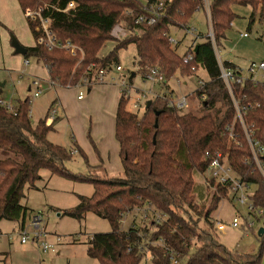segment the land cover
<instances>
[{
  "label": "trees",
  "instance_id": "obj_1",
  "mask_svg": "<svg viewBox=\"0 0 264 264\" xmlns=\"http://www.w3.org/2000/svg\"><path fill=\"white\" fill-rule=\"evenodd\" d=\"M18 1L26 14L41 12L59 42L75 47L76 54L64 49L49 51L40 44L27 48L24 58L41 61L54 85L71 89L84 85L85 79L92 82L101 69L118 65L119 51L133 44L136 48L134 63L144 80L150 69L159 68L167 88L176 73L190 77L194 74L193 68L195 72L202 69L209 80L204 87L197 88L196 96L210 110H216L218 105L224 109L203 117L182 113V109L170 106L175 97L169 92L151 101L145 115L140 117L127 108L130 98L121 90L115 115V139L124 171L121 177L113 178L90 172L72 174L67 170L66 164L76 154L83 157L88 168L92 167L73 136L72 149L49 141L48 135L55 129L54 122L46 124L50 111L44 120L33 124L29 99L19 103L17 115L0 106V154L3 157L0 159V222L26 225L28 209L22 203L26 199L25 192L38 190L36 184L42 181L44 169L72 182L94 186L92 196L79 197V205L65 214L83 220L91 212L110 223V233L94 235L87 244L88 257L101 264H142L146 260L149 264H172V256L179 264H261L264 234L257 254H241L219 242L211 215L229 198L230 186L221 185L213 192L201 180L208 170L206 154L222 151L239 179L251 187L258 186L251 199L255 209L264 210V177L253 165L243 127L235 120L233 103V99L239 102L247 129L253 130L264 147V87L249 81L233 84L232 99L221 79L222 66L216 56V49L237 16L234 6L252 9L250 28L258 16L259 22L264 23V0H210L215 42L207 37L197 44V53L190 48L184 56H180L170 42V27L186 30L194 15L203 10V0H164L163 11L152 26L135 25V20L147 15L158 0H147L146 4L139 0ZM70 4L75 8L68 9ZM27 21L34 36L36 23L28 16ZM122 23L131 31L119 42L112 32ZM108 42H116L115 50L99 58ZM191 54L193 59L185 64L183 60ZM223 67L236 76L241 72L227 62ZM2 95L0 87V99ZM234 123L236 138L231 140L225 130ZM135 212L144 218L152 213L162 214L165 221L162 225H149L144 219L138 225L136 218L124 229L125 216ZM262 218L264 215L254 216L257 221ZM201 220L203 227H200Z\"/></svg>",
  "mask_w": 264,
  "mask_h": 264
},
{
  "label": "rangeland",
  "instance_id": "obj_2",
  "mask_svg": "<svg viewBox=\"0 0 264 264\" xmlns=\"http://www.w3.org/2000/svg\"><path fill=\"white\" fill-rule=\"evenodd\" d=\"M139 2L146 4L147 0H139ZM203 9L207 14L210 12V10L205 9V5ZM233 11L237 16L231 28L228 29L226 38L221 40L216 49V56L221 66L226 62L232 63L246 77L253 63L264 61V23L259 22L260 18L258 16L256 22L249 28L252 9L234 6ZM206 13L198 12L190 21L189 28L196 29L194 34H189L188 31L182 28L170 27L171 38L179 42L177 46L173 47L176 48L180 56L186 55L196 40L195 36L200 34L205 38L209 36L212 30L211 17L209 18ZM120 26L127 33H129V30L131 31V28L125 26L124 23ZM28 35L32 36V33H28ZM244 35H247V37H244ZM33 37L35 39V36ZM113 38L121 42L119 38L115 36ZM115 46L116 42H108L100 51L99 58L110 55L115 50ZM12 48L11 46L6 47L4 56L1 52L2 59L6 61L8 67H3L2 71L0 70V85L6 83L2 95L4 100L7 103H10V101L17 102L18 100L25 102L27 95H29L26 90L27 85H29L28 81L33 78L31 75L37 77L42 81L45 92L40 98L32 100L33 103L30 109L33 112V124L44 120L50 107L60 97L66 111H68L69 119H66L61 112L60 119L54 122L55 129L49 133L48 139L55 145L58 144L72 149L73 141H71V138L73 136L76 140L77 137L80 140L84 154L89 160V164L93 166L88 168L83 157L76 154L73 155V160L66 164L67 170L78 175H86L90 172L101 176L107 174L113 178L121 177L123 169L119 154L116 152V139L114 138V120L117 111L116 93L121 91L120 82L95 86L90 92H88L89 88L87 86L80 89L71 88L70 90L51 88L48 71L41 61L38 63L35 59L30 58V66H24L18 72L14 70V68H19L20 63L22 64L25 58L16 55ZM118 57V65L124 69L127 75L136 73L133 82H131V97L127 108L143 117L147 110V103L153 101L154 98L149 94L151 84L142 78L134 63L136 48L133 44H130L127 48L119 51ZM20 73L26 75L22 86L16 82ZM110 76H118L115 69ZM208 80L209 76L202 69H199L190 77H183L179 73L173 76L167 86L175 92L174 96L176 98H188L189 108L182 110V113H193L197 117H203L208 114L214 115L216 110L222 109L223 111L224 108L220 105L216 110L206 108L196 96L198 83L201 81L206 83ZM108 81L110 82L109 78ZM158 91L156 87L152 93L157 94ZM79 92L83 95L84 100L82 101L78 99ZM146 93L148 97L144 98ZM137 103L139 109L134 108ZM98 146L102 155H104V162H102V157L98 155ZM0 159H3L1 154ZM98 163L102 168L97 167ZM41 176L42 181L36 184L38 190L28 189L25 192L26 199L22 202L28 209L25 226L30 233L34 217L40 215L42 217L40 228L47 234L45 240L49 245L55 247L56 252L49 251L44 254L39 251L36 244L32 243V240L27 244H22L21 224L2 221L0 222V264H101L99 261L88 257L87 244L94 235L110 233L112 231L110 223L91 212L86 214L83 220L74 219L65 214V212H69L79 205V197L89 198L92 196L94 186L91 183L72 182L65 177L52 175L51 172L44 169L41 171ZM257 188V185L252 186L251 194ZM152 216L153 214H150L148 223L153 219ZM236 217L240 218V228L227 227L224 231L218 230L217 224L229 225ZM135 219L139 225L143 223L144 217L136 212L128 214L125 223H123V228L128 229ZM211 220L214 221L217 238L224 247L241 254H257L260 252L261 237L258 236V232L264 229V218L260 221L254 219L255 227L248 230L246 222L253 221V219L245 207L233 203L232 194H229V198H225L219 204L211 215ZM203 225L204 222L201 220L200 227H203Z\"/></svg>",
  "mask_w": 264,
  "mask_h": 264
},
{
  "label": "built area",
  "instance_id": "obj_3",
  "mask_svg": "<svg viewBox=\"0 0 264 264\" xmlns=\"http://www.w3.org/2000/svg\"><path fill=\"white\" fill-rule=\"evenodd\" d=\"M157 5L155 7H152L151 10L148 12L147 15L137 17L135 20V25H144L147 24L148 26L155 25L159 19V16L164 8V0H158L156 1ZM203 3L205 5V8L207 11H209L210 8V0H203ZM75 8L74 4H70L68 9ZM209 15V13H208ZM27 16L32 19L36 25L34 27V36L36 40L37 45H44L49 51H54L55 49L59 50H71L73 54H76L75 47L72 46L70 43H61L57 40L56 36L52 34L51 31V25L48 20L44 18V16L41 14V12H38L37 14L34 13H28ZM211 15H209L210 17ZM211 21V18H210ZM185 31H188L189 34H194L196 31L194 28H187ZM187 32V33H188ZM113 36L119 38L120 40L124 39L127 36V31L121 26H117L114 28V31L112 32ZM244 37H247V35H244ZM209 40L214 44V31L211 30L209 36ZM170 42L173 46L177 44L175 40L172 38L170 39ZM195 49V48H193ZM193 59V54L189 55L187 58L183 60L185 64H189L191 60ZM24 65L29 66L30 60L25 59ZM116 70L118 77L114 79V81L119 80L122 93L126 95V97L130 98L131 96V83L129 79V75L125 74L124 69L120 65H116L112 68H106L101 69L97 74H95V77L92 79L93 81L90 82V80L85 79L84 85H78L75 88L80 89L81 87H94L97 85H101V83H104L106 80L105 78L113 71ZM196 69L193 68V72H195ZM241 71V70H240ZM221 79L224 80L227 89L230 91V94L233 99L232 95V85L233 84H244L245 82H251L255 86L262 85L264 87V61L260 63H253L251 65V68L248 71V74L246 77H244L243 73L240 72L239 75H234V73L231 70H227L224 67L221 69ZM146 81L151 84H163L165 82V77H163V72L159 68L150 69L149 72L146 74ZM205 82L201 81L198 83V87H204ZM53 86H55L52 83ZM34 92L32 94V99H29V106L31 108V105L33 103V99H38L41 97V94L43 92V88L41 86V83L39 81H35L33 83ZM70 89V88H69ZM145 98V95H144ZM83 99V95L80 93L79 100ZM233 103L236 108V121H240L244 135H246V139L248 142L249 150H251L252 155V162L253 165L257 166V169L260 171V173L264 177V147L261 145V143L256 139L253 130L247 129L245 121L243 120V113L241 111L240 105L238 101H235L233 99ZM0 106L5 108L7 112H12L14 115H17V106L14 105L12 102L7 103L3 97L0 99ZM170 106L179 108V109H188V98H174L170 102ZM134 108L139 109L138 103L134 105ZM30 115L32 116V112L30 111ZM59 113L55 110H50L48 119L46 121L47 125H51L53 122L58 119ZM226 133L229 134L230 139L234 140L236 138L234 132H235V123L232 125L227 126ZM74 152L73 154H75ZM206 158L209 161L208 164V170L207 173L202 177L201 182L213 192H217L219 186L221 185H229L230 186V194L233 196V203L238 206H243L247 209V211L250 214V217H252L253 221L246 222V226L248 230H251L255 227V220L254 216H263L264 210L261 209H255L252 199H251V186L242 181L237 177V175L234 173L232 168L228 165V159L223 154L222 151H216V152H209L206 154ZM152 220L150 223H156L158 225H162L165 221V216L158 213H152ZM127 216H125L123 223H125V219ZM145 221L148 223V217L144 218ZM42 222V217L36 216L34 217L31 227L32 231L29 233L26 229V226H24L20 231L22 235L21 243L27 244L32 240V243L37 245V248H39L40 252H43L44 254L52 251L56 252L55 247L52 245H49L45 238L47 237L46 232L42 231L40 228V223ZM122 223V224H123ZM150 223H148L150 225ZM240 218L236 217L233 222L229 225H224L223 223L217 224L219 231L226 230L227 227L238 229L240 228ZM149 259V258H148ZM172 260V264H179L176 257L172 256L170 258ZM142 264H149V260H146V263L143 262Z\"/></svg>",
  "mask_w": 264,
  "mask_h": 264
},
{
  "label": "crops",
  "instance_id": "obj_4",
  "mask_svg": "<svg viewBox=\"0 0 264 264\" xmlns=\"http://www.w3.org/2000/svg\"><path fill=\"white\" fill-rule=\"evenodd\" d=\"M199 12H205L206 13V11L204 9L202 11H199ZM27 32L30 33V34L32 33V31L30 29L29 21H27V14L22 10V8H21V6L19 4V1L18 0H0V55H1V58H0V70L1 71H2L3 67H7L6 61L4 59H2V53H3V56H4L5 55L4 49H6V47H9V46L12 47L11 42H12V38L13 37L17 36L15 38H17V40L19 41V43L23 47L30 48V47H35L37 45L36 44V40L33 37V34H32V36H30V35H28ZM170 35H171V33H170ZM204 38H205V36H203L202 34L195 36L196 40L193 42L192 47H190V48H196L197 44L202 43V42L205 41L206 38L205 39ZM176 42L178 43V41H176ZM20 57L24 58L25 56L24 57L20 56ZM30 65H31V62H30ZM24 66L25 65H24V61H23L22 64L20 63L19 68H14V70H16L18 72V71L22 70L24 68ZM110 74L105 78L106 80L104 81V83H101V85H108V83L119 82V80L114 81V79H116L118 76L114 77L115 75L114 76H110ZM132 74H134V73H131L129 75V79H131ZM25 76L26 75L20 73L19 78L16 80V82L19 85L21 84V86H22L24 84L23 80H24ZM31 76L33 78L28 81L29 85H27V89H26L27 93L29 95H27V98L25 100L33 98L32 97V94L34 92L33 83L35 81H39L41 83V86H42V81L41 80H39L37 77L35 78V76H33V75H31ZM48 77H49V75H48ZM108 78L110 79V82L109 81L107 82ZM133 80H134V75H133ZM133 80L131 82H133ZM4 84H5V86L3 87V89L6 87V83H4ZM2 85L3 84L0 85L1 88H2ZM101 85H97V86H101ZM50 87L51 88H57L58 90L69 89V88H61L60 89V87L57 86V85L53 86L52 82H50ZM156 87L158 88L159 91L157 92V94L156 93H152L153 89H155ZM42 88H43V86H42ZM120 88H121V86H120ZM167 88H165L164 84H154V85L151 84V90H150L149 94L152 95L154 99H160V98H162V96L165 93H169V92L174 96L175 92H173V90H171L170 87L167 86ZM90 91H91V88H89L88 92H90ZM44 92H45V89L43 88V92H42L41 95H43ZM116 94H117L116 99H117V104H118L122 94H121V91H118V93H116ZM79 97H80V92H79L78 99H79ZM146 97H148L147 93L145 95V98ZM82 100H84V99H82ZM82 100H80V101H82ZM10 102H12V101H10ZM20 102H21V100H18L17 102H12V103L14 105L18 106ZM55 103L50 107V109L48 111H50L52 109L55 110V111H58V113H59L58 119H60L61 112H62V115H65L66 119H69L68 111H66V107L64 106V103L61 101L60 97L57 100V102H55ZM116 108H117V106H116ZM31 112H32V110H31ZM116 112H115V115H116ZM32 114H33V112H32ZM69 122H70V120H69ZM114 124H115V120H114ZM114 138H115V133H114ZM75 141H77L79 147L83 151V148L81 146L80 140L76 137ZM98 148H99L98 155H100L102 157V162H104V158H103L104 155H102V152H101V149H100L99 146H98ZM115 148H116L117 154H119V144L117 143V141H116V144H115ZM119 157H120V154H119ZM120 162H121V158H120ZM121 166H122V163H121ZM91 167H93V166H91ZM94 167H96V166H94ZM97 167H101L102 168L100 163L97 164ZM263 256H264V254H263ZM261 264H264V257H263V260H262Z\"/></svg>",
  "mask_w": 264,
  "mask_h": 264
},
{
  "label": "water",
  "instance_id": "obj_5",
  "mask_svg": "<svg viewBox=\"0 0 264 264\" xmlns=\"http://www.w3.org/2000/svg\"><path fill=\"white\" fill-rule=\"evenodd\" d=\"M11 45H12V47H13L14 52H15L16 55L23 56V57L26 56V54H27V52H28V51H27V48L21 46V44L19 43V41L17 40V38H15V37L12 38ZM198 49H199V46H197V47L195 48V52H196V53H197ZM133 75H134V74H132V76H131L130 82L133 80ZM4 86H5V84L2 85V88H3ZM150 105H151V101H149V102L147 103L146 108L149 107ZM157 115H159V114H157ZM263 234H264V229L259 230V232H258V236H259V237H262Z\"/></svg>",
  "mask_w": 264,
  "mask_h": 264
}]
</instances>
